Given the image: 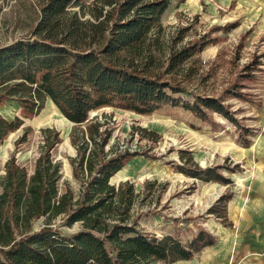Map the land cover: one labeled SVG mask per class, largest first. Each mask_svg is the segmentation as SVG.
Listing matches in <instances>:
<instances>
[{"label": "trees", "instance_id": "16d2710c", "mask_svg": "<svg viewBox=\"0 0 264 264\" xmlns=\"http://www.w3.org/2000/svg\"><path fill=\"white\" fill-rule=\"evenodd\" d=\"M36 1L41 15L31 35L0 47V106L14 100L27 119L40 116L50 101L74 124L70 139L78 155L71 165L82 189L79 198L69 183L61 190V163L52 154L62 142L57 131L42 130L44 143L32 170L18 163L16 154L28 142L30 130L25 131L0 179V264H176L216 245L217 237L206 229L188 243L145 232L141 215L131 214L139 197L135 185L111 184L144 154L106 152L112 131L89 120L105 107L143 116L172 106L207 123L215 114L235 121L220 99L185 84L208 43L198 40L179 49L164 43L163 16L173 1L186 0H95L90 6L83 0ZM23 125L21 117L9 121L0 112V144ZM138 131L141 139L158 142L156 133ZM182 160L186 165L176 168L185 176L231 184L212 169L201 170L192 158ZM229 201L223 196L209 210L225 227L232 226ZM44 218L43 228L35 230L34 223ZM75 225L78 231L65 232Z\"/></svg>", "mask_w": 264, "mask_h": 264}, {"label": "rangeland", "instance_id": "374dc122", "mask_svg": "<svg viewBox=\"0 0 264 264\" xmlns=\"http://www.w3.org/2000/svg\"><path fill=\"white\" fill-rule=\"evenodd\" d=\"M94 1L83 0L87 6ZM170 6L162 18L167 49H179L198 40L208 43L198 56L200 64L195 76L185 80L186 86L196 94L220 99L235 121L215 114L207 123L172 106L143 116L114 107L92 112L90 123L97 120L112 131L106 152L144 154L134 157L111 184L135 185L139 197L131 214L141 215L139 224L145 232L158 238L177 237L183 243L204 229L217 237L214 248L204 249L190 263L183 264L212 260L228 244L237 250L239 258H248L250 264H264V0H186L183 4L173 1ZM40 15L36 0H0V47L29 37ZM178 37L184 41L176 43ZM0 112L9 121L15 117L24 121L20 130L0 144V179L25 131L30 130L28 142L16 155L19 164L32 170L44 143L41 132L51 129L59 132L62 140L52 152L55 162L61 163V190L69 183L79 198L82 186L71 165L78 155L70 139L74 124L50 101L35 118L24 119L14 100L4 102ZM237 124L243 128L241 132ZM143 129L148 135L156 133L158 142L141 139L138 130ZM182 158H192L201 170L212 169L231 184L181 174L176 166L186 165ZM223 196L230 197V227L209 215ZM45 221H36L34 229L43 228ZM79 229L75 225L65 232L73 234Z\"/></svg>", "mask_w": 264, "mask_h": 264}, {"label": "crops", "instance_id": "0c3cea01", "mask_svg": "<svg viewBox=\"0 0 264 264\" xmlns=\"http://www.w3.org/2000/svg\"><path fill=\"white\" fill-rule=\"evenodd\" d=\"M217 244V243H216ZM212 247H207L208 248H214ZM237 250H232L231 246L228 244L226 248H220L218 253H215V256L213 257L212 260H208L203 264H250L248 261V258H239ZM193 260V259H192ZM190 260V261H192ZM190 261H180L177 262V264H183V263H190Z\"/></svg>", "mask_w": 264, "mask_h": 264}, {"label": "bare ground", "instance_id": "6f19581e", "mask_svg": "<svg viewBox=\"0 0 264 264\" xmlns=\"http://www.w3.org/2000/svg\"><path fill=\"white\" fill-rule=\"evenodd\" d=\"M67 122V120H65V123Z\"/></svg>", "mask_w": 264, "mask_h": 264}]
</instances>
